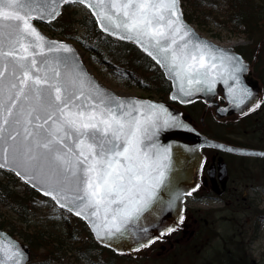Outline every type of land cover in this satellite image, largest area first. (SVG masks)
I'll return each mask as SVG.
<instances>
[{
  "label": "snow or ice",
  "instance_id": "6c2138e0",
  "mask_svg": "<svg viewBox=\"0 0 264 264\" xmlns=\"http://www.w3.org/2000/svg\"><path fill=\"white\" fill-rule=\"evenodd\" d=\"M74 3L163 68L175 87L172 100L189 104L223 84L234 107L251 100L247 111H254L260 104L242 83L247 65L197 37L178 0H0V169L87 221L105 246L131 238L139 251L175 231L165 226L152 237L142 221L175 210L182 223L184 197L199 189L177 190L172 147L159 141L162 131L185 125L162 104L103 89L72 48L34 27L33 20L51 22ZM0 257V264H21L22 252L0 246Z\"/></svg>",
  "mask_w": 264,
  "mask_h": 264
},
{
  "label": "rangeland",
  "instance_id": "374dc122",
  "mask_svg": "<svg viewBox=\"0 0 264 264\" xmlns=\"http://www.w3.org/2000/svg\"><path fill=\"white\" fill-rule=\"evenodd\" d=\"M181 1L186 7L189 1L190 5L197 1L200 3L201 6L197 9V14H199L201 18H205L206 24L199 25L195 21L191 22L199 33L216 43L233 45L247 58H249V53L252 55L259 54L256 50L253 54L252 43H250V40L247 39V36L243 32L233 30L231 21H228V10L226 8L227 0ZM68 6L69 9H75L78 15L89 12L86 7L79 3L69 4ZM189 11L190 9L187 8V12ZM40 28L51 37L72 41L87 69H89V71L105 86L123 95H139L141 92L140 88L128 86L121 82L99 59H95L90 52L85 51L77 45L74 40L62 38L49 29L48 26L40 25ZM262 33L264 34V30ZM256 57L257 56H255V58L250 57L249 59H256ZM262 58L263 59H256V62L258 61L257 66H259L257 74H260L258 72L260 70L264 71V57ZM110 60L119 62L120 59ZM130 69L134 71L136 76L140 77L141 81H150L151 72L142 70L140 67L133 65ZM149 87L154 88L155 84L151 83ZM147 96L149 97V95ZM151 98L160 99L155 96ZM192 108V113L197 119L200 113V106L199 104H195L192 105ZM262 111L263 110H259L258 112L263 116ZM262 116L259 115V120H255L253 123L248 120L250 116H247L246 118L237 120V122H233L235 125L232 126L230 123H226L227 119H219V121H216L208 115L206 116L207 127L205 130L212 136H223L227 133L229 134L228 136L234 140L252 146L260 145L264 148V120L260 118ZM229 131H231V133H229ZM228 160L232 175L235 178L234 183L239 186L241 190L240 194L245 196L244 198H242V195L231 198L230 208L235 211V219L230 218V216H232L230 212H223V214L219 216L217 212L211 209L216 205L214 202H209L210 206H205L203 203L194 202L188 198L187 205L200 210H198L199 221L191 225V231L187 238L177 241L163 252L160 251L149 254L139 252L138 258L130 256L131 258L129 259H118V263L206 264L205 262L212 259L214 254L218 259L225 245L231 247V250L233 245H235V253H241L244 256H234L232 264H264V157L229 156ZM3 176V171L0 170V178H3ZM16 190L21 191L22 184H18ZM32 201L36 208H38V211H41L36 214V218H38L40 223H47L48 219L54 220L60 224V216L66 217L67 223L73 222V218L68 215V212L61 209L58 210L59 208L54 202L49 203L42 196H35ZM207 207L209 209H207ZM0 211H5L3 214L5 217L11 215L10 210H7L6 207H0ZM221 236L226 238V242ZM229 237L231 239L228 242L227 239H229ZM102 256L105 257L108 256V254L103 253ZM209 264H216V262H209Z\"/></svg>",
  "mask_w": 264,
  "mask_h": 264
},
{
  "label": "trees",
  "instance_id": "16d2710c",
  "mask_svg": "<svg viewBox=\"0 0 264 264\" xmlns=\"http://www.w3.org/2000/svg\"><path fill=\"white\" fill-rule=\"evenodd\" d=\"M226 3L228 21H231L233 30L241 31L247 36L252 43L253 54L255 50L259 52L258 55L249 53V58L257 56L256 59H263L264 0H227ZM68 5H63L61 15L45 26L62 38L74 40L95 59H99L124 84L140 88L139 95L155 96L163 100L167 97L166 79L158 65L147 54L131 41L119 40L102 32L90 12L78 15L76 10L69 9ZM181 5L188 21H195L199 25L206 24L205 18L197 14V9L201 6L198 1L192 5L189 1L187 7L181 1ZM187 8L190 9L189 12ZM110 59H120L119 62L124 64ZM132 65L151 72L150 81H141L130 69ZM258 72L261 75L264 71ZM151 83L155 84L154 88L149 87ZM260 110H263L261 119L264 120V94ZM0 170L4 175L0 178V207H6L11 212L9 217H5L3 215L5 211H0V227L6 228L11 235L20 237L29 246L31 253L29 264H121L118 263V259L131 258L128 255L117 254L96 242L86 223L69 212L68 215L73 218V222L67 223V218L60 216L61 226L56 221L48 219L47 223H40L36 214L41 211H38L32 199L41 195L22 183L13 173ZM18 184H22L21 191L16 190ZM42 197L49 203L52 202L49 197ZM224 239L226 242V238ZM230 239L229 237L227 241ZM103 253H107L108 256L103 257ZM233 259L231 247L225 245L218 259L214 254L212 259L205 263L232 264Z\"/></svg>",
  "mask_w": 264,
  "mask_h": 264
},
{
  "label": "water",
  "instance_id": "95a60500",
  "mask_svg": "<svg viewBox=\"0 0 264 264\" xmlns=\"http://www.w3.org/2000/svg\"><path fill=\"white\" fill-rule=\"evenodd\" d=\"M178 6H179V9L182 13L183 22L196 34L197 37H199L203 41H207L210 45L216 46L217 48L230 49V50H232L234 55L240 57L243 60V62L248 67V71L242 74V77H241L242 83L248 89H250L251 92L253 93L252 99L259 103L260 98H261L259 92H260L261 88L256 87L255 82L250 77L251 70L249 69L250 68L249 62L239 52H237L234 49L233 45H223L220 43H216L215 41L211 40L210 38L199 33L197 31V29H195L193 24L191 22H189L187 19H185L184 15H183V10H182L180 0H178ZM90 13H91V11H90ZM94 19H95V17H94ZM95 22H96L98 28L101 31H103L100 28L96 19H95ZM32 23H33L34 27L38 30V32L43 37H45L46 40L54 41V42H58V43H63V44H66L67 46H69L70 48H72L73 54L77 57L79 64L81 65L82 69L87 74V76L92 81H94L97 85L102 87L103 89H105L111 93H114L115 95H117L121 98H131V99H135V100H141L144 102L162 104L165 107H167L174 115H176L184 123L185 127L182 129L164 130L159 134L160 143L163 145H166V146L170 145L172 147V165H173V168H172V171L170 172V177H171L173 183L175 184L177 190L183 191V190L190 189L193 186L197 185V174L199 172V169H200V166H201V163L203 160V153L201 151L202 147H214V148H218V149L226 150V151H230V152L264 157V149L234 145V144L227 143V142L215 139L213 137L207 136L206 134L197 130L190 122H188L186 120L185 116L183 117V115L177 109V107L172 104V101H176L179 104H182V103H180L179 100H172L171 99L172 95L175 93V87L173 86L171 79H169L167 77V75L165 74V70L163 68H161L159 65L158 66L162 70L164 77L169 80L170 85H171L169 93H168V99L171 102L160 101V100H155V99L149 98V97H140V96L130 95V94H127V95L119 94V93L115 92L113 89L105 86L102 82H100L89 71V69H87V67L85 66L84 62L82 61V59L79 55V52H78L76 46L73 44L72 41L59 39L56 37H51L41 30L39 24L40 23H48L47 20L35 19L32 21ZM104 33L109 35L106 32H104ZM109 36L117 38L114 35H109ZM131 42H133V41H131ZM133 43L135 45H137V47L141 51H143V49L138 44H136L135 42H133ZM144 53L147 54L146 52H144ZM218 93H221V95L224 99V102L222 104L218 103V101L215 99V97ZM197 99L203 100L205 102L204 110H206L209 107H213L215 110L216 116H219V117L225 116V115H228L231 113L243 114L245 111L248 112L247 111L248 105L252 103V101L250 100V101L246 102V104L244 106H242V108L234 107L225 98V88H224L223 84H218L216 86L215 94L200 93V94L194 95L192 97V101L197 100ZM6 170L10 171L8 169H6ZM10 172H12L16 177H18L14 171H10ZM18 178L24 182L23 179H21L20 177H18ZM25 184H27V183H25ZM27 185L32 187L30 184H27ZM33 189L36 190L38 193L43 195V193L41 191H38L35 188H33ZM47 197H49V196H47ZM49 198H51V197H49ZM53 202L56 204L55 201H53ZM56 206H58V205L56 204ZM181 207L183 208V205ZM179 214L180 213H178L177 211L174 210L171 212H167V213L163 214L162 216H149L148 220L142 221V223H144V225L146 227H148L149 235L152 237H156L157 235H159V231L161 228H163L165 226H171V225H174L176 227L179 224V222H178ZM182 215H183V212H182ZM83 221L86 223V225H87L88 229L90 230L92 236L94 237L95 241H97L99 244L105 246L93 234V232H92L91 228L89 227L87 221H85V220H83ZM8 245L18 246L22 252L21 264H27V262L30 258L29 246L27 244L23 243L17 237L12 236L6 229L0 227V246L6 247ZM135 246H136L135 240L128 238V239H123V240L114 242L113 246L108 247V248L112 249L115 253H118V254H120V253H131V254H133L135 251L134 250ZM0 258H2V257H0Z\"/></svg>",
  "mask_w": 264,
  "mask_h": 264
},
{
  "label": "flooded vegetation",
  "instance_id": "af4514ba",
  "mask_svg": "<svg viewBox=\"0 0 264 264\" xmlns=\"http://www.w3.org/2000/svg\"><path fill=\"white\" fill-rule=\"evenodd\" d=\"M250 63L251 68V75L250 77L255 82L256 87H260L261 90L259 92L260 95L264 94V72L260 74H257L256 71L259 69V66H257L258 63H256V59H247ZM162 72V70H161ZM162 75L164 76L163 72ZM165 78V77H164ZM166 83L168 86V92L167 97L163 99H155V100H163V101H169L168 99V93L170 90V82L167 78ZM215 99L218 101V103L222 104L224 102V99L221 95V93H218L215 97ZM262 100L260 101L261 106ZM172 104L177 107V109L181 112L183 117L185 116L186 120L190 122L195 128H197L200 132H203L204 134L220 139L222 141L236 144L240 146L245 147H255V148H263L260 145L252 146L237 140L232 139L229 137V134H225L223 136H215L209 134L205 128L207 127L206 122V116L210 115L213 120L219 121V119H227L226 123H230L232 126L235 124L233 122H237V120L246 118L247 116H250V119H248L250 122L253 123L255 120H259V115L261 116L260 107L255 108L254 111H249L247 114H237V113H231L225 116H216L215 110L213 107H209L206 110H204L205 102L203 100H194L192 103L189 104H179L176 101H172ZM199 104L200 106V113L198 118L196 119L192 113V105ZM261 118V117H260ZM231 133V131H229ZM201 151L203 153V160L199 169V172L197 174V184L199 185V189L194 192L191 196H185L184 198V207H183V216L184 220L182 223L179 224L175 228V231L171 232L168 235L163 236L160 239L155 240L153 244H151L147 248H143L139 251H134L133 254L131 253H121L123 255L132 256L134 258H138V253H157V252H163L166 249H169L173 244H175L177 241H180L183 238H187L189 236V233L191 231V225L193 223H198L199 221V211L200 209H195V207H190L187 205V199L190 198L194 202L203 203L205 206H210L209 202H214L216 205L211 208L213 211L217 212L219 216L223 214V212H230L232 216L230 218L235 219V211L230 208L231 204V198H236L239 195H242L244 198L245 196L243 194H240L241 190L239 189V186L234 183V177L231 172V167L229 164V156H237V157H244V156H250L247 154H241V153H235L230 152L226 150H221L214 147H202ZM255 157V156H254ZM245 201V200H244ZM243 201V203H244ZM207 209H209L207 207ZM194 211V212H193ZM228 216L227 214H225ZM235 237V236H234ZM241 242V241H240ZM232 247V252L234 256L240 255L241 257L244 256L241 253H235L236 247ZM234 248V249H233Z\"/></svg>",
  "mask_w": 264,
  "mask_h": 264
}]
</instances>
